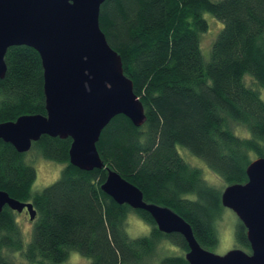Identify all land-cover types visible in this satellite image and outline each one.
<instances>
[{"label": "trees", "instance_id": "16d2710c", "mask_svg": "<svg viewBox=\"0 0 264 264\" xmlns=\"http://www.w3.org/2000/svg\"><path fill=\"white\" fill-rule=\"evenodd\" d=\"M205 14L222 25L208 60L201 53ZM99 26L120 56L146 120L135 127L123 115L112 118L96 143L105 167L89 172L70 164L69 138L41 136L30 150L62 169L54 183L38 192H32V160L0 140V190L31 203L35 211L31 239L24 246L19 214L7 206L1 210L0 264H15L9 253L29 264H60L71 252L91 264H147L162 241L185 254L188 247L180 234L159 232L147 212L118 205L102 192L106 168L137 187L145 202L179 215L197 243L213 251L216 223L225 209L222 190L245 184L248 165L264 158V0H106ZM4 61L0 124L45 115L38 53L10 47ZM178 147L200 159L224 188L210 186ZM130 214L150 226L147 235H127ZM234 246L250 253L239 220ZM184 254H168L160 264H187Z\"/></svg>", "mask_w": 264, "mask_h": 264}, {"label": "water", "instance_id": "95a60500", "mask_svg": "<svg viewBox=\"0 0 264 264\" xmlns=\"http://www.w3.org/2000/svg\"><path fill=\"white\" fill-rule=\"evenodd\" d=\"M106 0H0V78L6 72L7 49L26 46L41 61L45 115H23L0 124V140L18 153L30 151L41 136L71 140L69 162L81 171L103 169L96 143L103 128L117 115L135 126L146 117L132 81L125 76L120 56L109 46L99 26ZM245 184L229 185L221 205L231 210L246 229L250 253L233 248L223 255L203 249L192 229L167 207L147 203L142 192L115 171L106 168L100 186L118 205L147 212L163 234H180L188 247L187 264H264V158L246 168ZM4 206L16 213L31 203L12 199L0 190Z\"/></svg>", "mask_w": 264, "mask_h": 264}, {"label": "rangeland", "instance_id": "374dc122", "mask_svg": "<svg viewBox=\"0 0 264 264\" xmlns=\"http://www.w3.org/2000/svg\"><path fill=\"white\" fill-rule=\"evenodd\" d=\"M203 17L208 24L207 31L201 37V50L204 60H208L209 49L213 43L216 35L221 30V23L214 19L210 14H205ZM247 83L251 84L250 79H247ZM264 100V98H262ZM236 132H239L243 137L246 136L247 132L239 127H234ZM239 134V135H240ZM238 135V134H237ZM238 135V136H239ZM179 149V150H178ZM180 156L191 166L199 168L202 172L203 179L210 185L215 186L218 189H223L224 186L220 180L213 175L206 165L198 158L192 156L185 149L177 148ZM27 159L32 160V165L36 172V179L32 185V192L41 191L43 188L54 183L60 176V171L62 169L61 165L57 163L47 161L42 157H39L35 150H30L26 153ZM224 190V189H223ZM222 190V191H223ZM19 214V213H18ZM18 226L23 234L24 246L31 239L32 226L31 221L28 219L27 215L21 214L16 217ZM237 217L229 209H223L221 212V217L217 220L216 228L218 233V245L213 252L218 255H223L229 250L235 248L234 246V229L237 222ZM126 233L130 238H138L145 236L150 231V226L143 220L136 218L133 214H130L126 222ZM168 254L181 256L184 253L181 250H176V247L170 246L167 242L162 241L159 244V248L156 250L155 255L148 261L147 264H160L162 257ZM9 258L15 264H29L25 261L18 253H9ZM170 256V255H168ZM48 264V263H44ZM60 264H91L90 259L79 255L76 252H71L68 258Z\"/></svg>", "mask_w": 264, "mask_h": 264}, {"label": "flooded vegetation", "instance_id": "af4514ba", "mask_svg": "<svg viewBox=\"0 0 264 264\" xmlns=\"http://www.w3.org/2000/svg\"><path fill=\"white\" fill-rule=\"evenodd\" d=\"M21 214L27 215V217H28V214H27L25 209H23V211L21 213H19V215H21ZM28 219H29V217H28Z\"/></svg>", "mask_w": 264, "mask_h": 264}]
</instances>
